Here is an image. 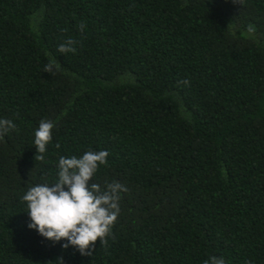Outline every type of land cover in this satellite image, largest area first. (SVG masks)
Listing matches in <instances>:
<instances>
[{
	"label": "trees",
	"instance_id": "1",
	"mask_svg": "<svg viewBox=\"0 0 264 264\" xmlns=\"http://www.w3.org/2000/svg\"><path fill=\"white\" fill-rule=\"evenodd\" d=\"M0 119V264H264V0H0ZM89 150L127 191L82 256L22 196Z\"/></svg>",
	"mask_w": 264,
	"mask_h": 264
},
{
	"label": "clouds",
	"instance_id": "2",
	"mask_svg": "<svg viewBox=\"0 0 264 264\" xmlns=\"http://www.w3.org/2000/svg\"><path fill=\"white\" fill-rule=\"evenodd\" d=\"M83 30V25H81ZM72 40L58 47L60 53L74 52ZM55 65H45L44 72L52 73ZM55 125L41 120L34 131L36 154L43 160L52 141ZM16 124L0 119V135L15 130ZM59 148V145H56ZM106 150L86 151L81 156H60L55 179L29 186L22 196L29 218L27 228L36 231L44 240L60 243L62 249L74 248L90 255L97 240L106 242L111 226L120 215V194L127 188L117 180L92 183L99 168L108 163ZM59 264H63L62 258ZM205 264H226L223 257H210Z\"/></svg>",
	"mask_w": 264,
	"mask_h": 264
}]
</instances>
